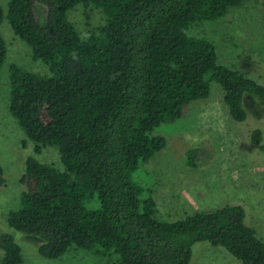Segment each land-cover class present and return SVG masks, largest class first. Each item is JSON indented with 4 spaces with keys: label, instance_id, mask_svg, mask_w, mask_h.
Here are the masks:
<instances>
[{
    "label": "trees",
    "instance_id": "16d2710c",
    "mask_svg": "<svg viewBox=\"0 0 264 264\" xmlns=\"http://www.w3.org/2000/svg\"><path fill=\"white\" fill-rule=\"evenodd\" d=\"M243 1L8 0L7 12L0 3V25L6 17L34 59L49 67L40 74L11 64L10 111L36 153L56 145L65 166L28 157L21 206L8 214L11 228L42 239L40 255L100 247L117 255L114 264H191L193 245L209 241L243 264H264V240L246 223L242 205L160 219L153 190L135 179L140 164L167 143L154 130L209 97L213 82L236 121L248 118L247 95L264 106L263 83L221 64L213 41L189 33ZM78 4L106 15L86 37L68 16ZM6 56L0 32V70ZM251 139L264 149L261 128ZM196 152L186 151L190 166ZM0 250L2 264L23 262L12 233H1Z\"/></svg>",
    "mask_w": 264,
    "mask_h": 264
},
{
    "label": "rangeland",
    "instance_id": "374dc122",
    "mask_svg": "<svg viewBox=\"0 0 264 264\" xmlns=\"http://www.w3.org/2000/svg\"><path fill=\"white\" fill-rule=\"evenodd\" d=\"M7 12L8 0H0ZM69 19L81 34L105 23L103 10L94 5L78 4L68 12ZM0 32L7 43V56L0 70V164L5 183L0 187V235L12 233L22 247L21 264H114L117 255L102 248L91 250L70 248L58 258H46L38 252L42 239L22 233L8 224V214L21 206V183L27 158L65 166L56 145L35 151L29 139L10 111V66L49 73V67L33 57L31 47L15 34L5 17ZM189 33L213 41L221 64L239 69L264 84V0H244L214 21L196 22ZM248 118L236 121L224 101L222 86L213 82L205 99L190 104L184 116L175 123L163 124L154 134L166 137L167 143L148 162L141 163L135 179L153 190L157 217L175 221L198 211H211L227 204H240L246 212V223L264 240V149L252 142V130L263 131L264 106L255 97L245 99ZM197 148L190 166L188 149ZM97 201L91 206L96 208ZM100 251H99V250ZM191 264H243L224 246L209 241L193 245ZM1 252V250H0ZM0 255V264H2Z\"/></svg>",
    "mask_w": 264,
    "mask_h": 264
}]
</instances>
